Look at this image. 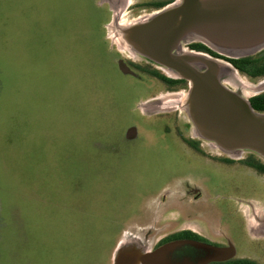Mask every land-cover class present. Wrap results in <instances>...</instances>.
Masks as SVG:
<instances>
[{
    "label": "rangeland",
    "instance_id": "obj_1",
    "mask_svg": "<svg viewBox=\"0 0 264 264\" xmlns=\"http://www.w3.org/2000/svg\"><path fill=\"white\" fill-rule=\"evenodd\" d=\"M21 1L19 6L24 9L25 0ZM78 1L70 15L61 18L66 33L54 37L57 44L47 74L51 82L44 79V73L42 76L44 85L54 88V93L48 94L49 103L41 102L48 122L33 137L35 150L43 154L35 156L36 175L30 185L19 183L22 188L18 189L21 195L29 193L31 200L40 199L39 203L45 198L41 209L54 212L57 233L51 239V255L70 263L84 258L80 264H112L119 247L124 252L146 254L167 235L188 228L205 236L217 231L209 239L231 246L237 258L248 257L264 264V238L253 236L248 227L249 219L258 222L264 215V175L234 161L218 163V159L228 156L209 148L214 141L195 136L190 117L180 107L188 89L176 91L181 96L174 107L143 111L142 103L167 93L164 84L146 71H158L165 78L167 75L148 58L139 54L132 57L118 49L110 34L111 30L117 32L111 26V2ZM151 1L130 0L120 20L131 22L144 17L151 12L144 9ZM32 3L37 10L41 0H31ZM263 3L264 0H215L201 6L198 21L180 45L187 49L189 43L201 44L196 40L198 36H212L210 45L214 50H208L225 64L229 63L226 59L258 54L264 49V25L246 27L251 20L247 7L261 9ZM5 5L9 4L0 0V6ZM5 26L0 30L2 39ZM12 52L18 54L17 49L12 48ZM1 54L0 47L3 58ZM205 56L204 59L216 58ZM203 58L191 59V66L209 73L233 91H242L243 98L264 91L255 89L264 78L250 80L232 67L233 70ZM119 63L126 65V72H121ZM33 65L41 63L38 60ZM23 105L21 101L17 107L22 114ZM20 119L27 123L32 120L29 116ZM9 129L13 127L0 129V151L15 150L9 142ZM130 129L133 133L127 136ZM187 141H195L202 152L194 153ZM238 155L242 160L252 157L264 165V157L250 149H240ZM75 156L81 160L78 165L70 162ZM9 159H0L6 173L17 182L26 181L20 177L25 175L21 164L15 158ZM11 169L13 174L8 172ZM19 207L18 204L12 209L15 213L11 212L14 223L21 221ZM60 214L69 222L62 224ZM6 215H0L1 226ZM42 221L37 232L32 227L30 234L25 225L19 224V252L14 257L20 262L26 260L22 258H37L43 249L44 235L39 227ZM9 262L8 258H0V264Z\"/></svg>",
    "mask_w": 264,
    "mask_h": 264
},
{
    "label": "trees",
    "instance_id": "obj_2",
    "mask_svg": "<svg viewBox=\"0 0 264 264\" xmlns=\"http://www.w3.org/2000/svg\"><path fill=\"white\" fill-rule=\"evenodd\" d=\"M1 1L9 5L0 6L2 8L0 11H3L0 15L4 20L0 23V30L3 24L6 25L4 27L6 30H3L5 35L3 36L4 39L0 38L1 55H4L3 58H0V129L6 128L8 125L13 127V129H9V142L13 144L12 146L15 147V150H5L6 152H4L1 149L0 159L4 161L11 160L9 159L10 157L17 159V162L21 164L20 168H24L25 170V175L23 174V177H20L26 181L19 179L21 181L17 182L15 177L6 173L5 166H2L0 162V215L1 213H7V220L4 219V225H0V258H8L10 261L8 264H80L84 258H75L74 262L70 263L66 261L68 259H58L51 255V250L53 249L51 239L57 233V229L54 226L55 214L54 212L49 213V211L41 209L42 205L40 207V203L45 201V198L39 203L40 199H37V201L31 200L29 199V193L24 196L19 191L22 188L21 185H30L31 178L36 175V172L33 171L35 156L37 157L38 155V157H41L40 153L43 154V152H37L35 150L36 144L33 137L39 132V127L44 128V123L47 124L48 122L47 117L45 119V113H43L44 106H42L41 102L44 104L45 102L49 103L48 94L54 93V88L49 89L46 87L42 81V76L44 73V79L49 83L51 82L52 77L49 75L47 77V74L52 66L50 65L51 56H53L54 46L57 44L54 37L60 33H66V29L62 27V23L64 24L65 21L64 19L61 20V18L68 17L71 12V7H74L80 1L41 0L39 9L37 10L33 3L30 4L31 0L24 1V9L19 6L23 2L21 0ZM172 1L168 0L163 2L162 6ZM25 6L29 7L25 8ZM61 15L65 16L61 17ZM192 46L201 48L205 52L213 54L216 58H220L219 55L211 52L201 44H194ZM12 48L17 49L18 54L12 52ZM38 50L40 52L36 53ZM38 60L41 66L33 65L37 64ZM226 61L250 80L264 78V50L254 56L235 60L226 59ZM132 66L136 70H142L138 65ZM146 73L162 79L166 83L176 84L183 82L167 79L157 71H146ZM21 101L24 102V114H22L20 108H17L20 106ZM250 104L256 112L264 113V92L250 98ZM27 116L31 117L32 120L28 123L22 122L20 117ZM41 116H43V120H41ZM189 144L193 145L192 142H189ZM2 146L3 144L0 141V147ZM75 158L77 160L73 157L70 162L73 165H78L81 160L76 156ZM244 164L255 169L260 174H264V165L252 157L244 161ZM8 172L13 174L14 171L11 169ZM41 198H43V195ZM18 204L21 205L19 207V220L21 221L14 223L11 212H14L12 209ZM46 206L49 205L47 204ZM40 219L44 220L39 224V227L42 226L44 235V243H42L44 245L42 246L43 249L38 252L39 256L37 258L32 260L22 258L26 260L20 262L18 258H15L16 256L14 257V253L19 250V247L16 245L18 239L17 233L19 234L21 229H19V224L27 227L26 231H28V234L32 233V227H34V232L36 233ZM59 219L62 224H65L66 221L69 222V218L63 214L59 215ZM42 232L39 235H42ZM98 236L96 240H99Z\"/></svg>",
    "mask_w": 264,
    "mask_h": 264
},
{
    "label": "water",
    "instance_id": "obj_3",
    "mask_svg": "<svg viewBox=\"0 0 264 264\" xmlns=\"http://www.w3.org/2000/svg\"><path fill=\"white\" fill-rule=\"evenodd\" d=\"M176 1L164 6L149 21L129 29L130 32L134 31V35L131 37L132 46L139 55L177 72L178 79L187 81L191 109L190 114L186 112L192 123L196 124L204 136L202 138L214 141L225 151H232L234 147H239L250 149L264 157V113L256 112L248 99L230 91L219 81L213 79L209 73L189 66L187 61L194 59L190 54L175 55V50L184 35L198 21L201 6L215 0H181L179 6H174ZM247 9L251 19L246 24L248 29H253L255 23H258L259 26L264 25V22H260L264 20V3L261 9H254L251 6H248ZM111 26L121 32H129L119 27L116 9H114ZM199 37L205 38L209 44H212L214 40L212 36L204 34ZM203 45L209 48L205 44ZM195 53L207 55L202 52ZM227 64L235 69L231 64ZM119 68L121 72H126V65L119 63ZM158 101L151 99L142 103L141 107L147 110L146 108L150 105L160 104ZM130 133H133L131 129L127 136ZM260 222L261 226H264V215ZM233 255L232 247L218 248L196 241L176 240L164 244L151 253L142 255L139 257V264H208L228 260ZM135 263L136 260L131 261L125 254L116 261L112 259V264Z\"/></svg>",
    "mask_w": 264,
    "mask_h": 264
},
{
    "label": "bare ground",
    "instance_id": "obj_4",
    "mask_svg": "<svg viewBox=\"0 0 264 264\" xmlns=\"http://www.w3.org/2000/svg\"><path fill=\"white\" fill-rule=\"evenodd\" d=\"M181 4V0H177L176 2H174V6H179ZM127 5H128V0H125V3L121 6L120 8V11L118 13V25L119 27L121 28H124L126 30L129 31L130 28L132 27H136V26H140L141 24L145 23L146 21H149L150 19L153 18V16L156 14V13H153V14H150L148 16H146L145 18H139V19H135L134 21H131V22H122L120 20V14L123 13V11L127 8ZM160 12V11H159ZM158 13V12H157ZM110 34L112 35V40L114 41V43L117 45L118 49L120 51H126L128 52L132 57L135 56V55H138L139 53L136 51V49L132 46V39L131 37L134 35V31H129L128 33H124V32H121L119 30H117V32H114L113 30H111ZM130 35V37H129ZM198 42H201L203 44H205L206 46H208L210 49L214 50V48L208 43V41H206L205 38L203 37H199L196 39ZM175 55L176 56H185L186 54H190L191 56H193V58H203V57H206L204 54H199V53H195L194 51H190V50H186L184 49L181 45L178 46V48L175 50ZM204 59V58H203ZM190 60V59H189ZM207 61H210L211 63H214V64H217V63H220V64H224L226 68H230L232 69L229 65L219 61V60H215V59H205ZM188 65L190 66L191 63L190 61H187ZM233 70V69H232ZM162 71L167 74L168 76H171L173 78H178L179 77V74L167 67H164L162 68ZM264 88V81H261L257 86H255V89L256 90H260V89H263ZM181 94L178 93V92H168V93H165V95H161L159 97H157L156 99L159 100L158 102L160 104V106L156 105L154 107H147L146 109L147 110H144L145 112H149V111H154V110H157V111H162V110H165V109H168L171 105L174 107V105H177L179 104L180 102V97ZM159 107V108H157ZM161 107V108H160ZM180 107L182 109H184L185 111L188 112V114H190V109H191V103L189 101V94H188V91H187V94H186V98H185V101L182 103V105H180ZM192 115L194 116V119L198 122L197 118L195 117V115L192 113ZM194 124V123H193ZM199 124V123H197ZM194 134L195 136L199 137V138H202L204 137L200 130L196 127V124H194ZM212 148L214 150H222L224 152H228V154L231 156V158H237L236 156L238 155V150L242 149V148H239V147H234L232 151H225V149L223 147H220L219 145H217L216 143L214 145H211ZM261 222L260 220L257 222L255 220H251L249 219V223H248V227L250 229V233H252L253 236H264V226H261ZM126 255L128 256L129 259H131V261H135L136 260V263L135 264H139V257H141L142 255L144 254H141L140 252H137V251H127V252H124L122 247H119L115 250L114 254H113V259H115V261L120 257V256H123V255Z\"/></svg>",
    "mask_w": 264,
    "mask_h": 264
},
{
    "label": "flooded vegetation",
    "instance_id": "obj_5",
    "mask_svg": "<svg viewBox=\"0 0 264 264\" xmlns=\"http://www.w3.org/2000/svg\"><path fill=\"white\" fill-rule=\"evenodd\" d=\"M107 1L112 3L113 8L116 9L118 13L120 11L121 6L125 3V0H107ZM166 1H168V0H163V1L162 0H152L151 2L147 3L146 6L144 7V9H146L148 11H151V12L150 13L148 12V14H146L144 17H138L137 19L145 18L146 16H148L150 14H153V13H156L158 11H161L162 8L167 5V4H165L164 6H162V3L166 2ZM172 2H170V3H172ZM170 3H168V4H170ZM130 4H131L130 0H128L127 7H129ZM194 44H197V43H189L187 45V49L186 50H190V51H194V52H202V53H205L207 55H210L211 57H215V56H213V54L205 52V50H203L201 48L193 47L192 45H194ZM216 59H219V58H216ZM146 62H149V61H146ZM152 71H155V70H152ZM160 71L162 72V65H160ZM160 75L162 76V74H160ZM154 78L158 79L161 83L164 84V87L166 88L167 93H168V91L169 92H176L179 89H183V90L188 89V83H187V81H185L183 79L173 78V77L167 75V79H170V80H173V81H177V80L183 81V82H179V83H176V84H171V83H166V82L162 81V79H159L157 77H154ZM258 79H261V78H258ZM227 89H229V88H227ZM229 90L234 92V93H236L240 97H243V96H241L242 95V91H239V90L233 91L231 89H229ZM256 95H258V94H256ZM252 97H250V98H252ZM250 98L248 99L249 101H250ZM189 142H192L193 145H190ZM187 143H188V147L190 149L194 150V153H201L202 152L201 149H199V147H198V145H197V143L195 141H187ZM209 148L213 149L212 146H209ZM219 151L221 153H223V154L225 153V155H227L228 158L227 159H224V158L223 159L222 158L218 159V163L226 165V164H231L234 161V163L237 162V163H239L241 165H244V166H246L248 168H251V167L247 166L246 164H244V161L248 160L249 157H247V158H245L243 160L240 159L239 155L236 156L237 158H231V156L228 154V152H224L222 150H219ZM251 169H253V168H251ZM253 170L256 171L255 169H253ZM256 172H258V171H256ZM262 175H264V174H262ZM198 229L202 230V228H198ZM205 232L208 234L207 231H205ZM215 232H217V231H214L212 234H208V235L210 237L214 238L215 237ZM209 236H205V235L201 234L200 232L196 231V229L195 230L194 229H188V228L187 229H183L181 231H177L176 233L167 235L164 239H161V241H158L157 244L150 251L146 252V254L155 251L156 249H158L159 247L163 246L166 243H169V242H172V241H176V240L196 241V242L204 243V244H207V245H210V246H213V247H218V248L231 247L228 244L225 245V244L219 243L218 241H213V240L209 239L210 238ZM255 237H258V236H255ZM259 237H262V236H259ZM263 238H264V236H263ZM208 264H259V263L257 261H255L254 259H251V258H248V257H246V258H244V257L237 258V257H235V255H233L232 258H230L228 260H223V261H219V262H211V263H208Z\"/></svg>",
    "mask_w": 264,
    "mask_h": 264
}]
</instances>
